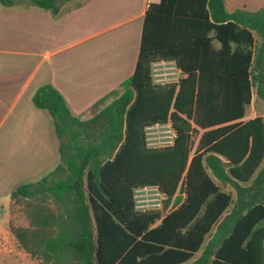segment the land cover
I'll use <instances>...</instances> for the list:
<instances>
[{
	"label": "trees",
	"instance_id": "16d2710c",
	"mask_svg": "<svg viewBox=\"0 0 264 264\" xmlns=\"http://www.w3.org/2000/svg\"><path fill=\"white\" fill-rule=\"evenodd\" d=\"M67 1L0 3L57 14ZM160 62L184 77L154 83ZM121 88L86 120L51 85L33 94L51 119L58 163L10 194L27 223L10 226L19 247L40 264H264V117L243 121L253 95L264 101V6L149 4ZM155 125L172 129L170 146L148 147ZM143 188L165 197L160 210H137Z\"/></svg>",
	"mask_w": 264,
	"mask_h": 264
},
{
	"label": "crops",
	"instance_id": "0c3cea01",
	"mask_svg": "<svg viewBox=\"0 0 264 264\" xmlns=\"http://www.w3.org/2000/svg\"><path fill=\"white\" fill-rule=\"evenodd\" d=\"M159 1L68 0L57 14L0 3V264H21L30 257L10 231V226H27L11 192L38 181L58 163L51 119L33 106V94L51 85L73 116L92 117L132 76L145 12ZM223 2L228 12L264 6V0ZM152 77L162 85L184 75L173 62H160L152 65ZM259 116L264 117V103L256 105L253 95L243 121Z\"/></svg>",
	"mask_w": 264,
	"mask_h": 264
},
{
	"label": "rangeland",
	"instance_id": "374dc122",
	"mask_svg": "<svg viewBox=\"0 0 264 264\" xmlns=\"http://www.w3.org/2000/svg\"><path fill=\"white\" fill-rule=\"evenodd\" d=\"M264 101H262V104ZM147 145L150 148H162L170 146L174 138V132L169 126H155L146 129ZM136 208L140 211L160 210L166 201L162 195L153 188L135 192ZM3 263V262H1ZM21 264H40L36 259L28 256L23 257ZM15 264V263H13Z\"/></svg>",
	"mask_w": 264,
	"mask_h": 264
},
{
	"label": "built area",
	"instance_id": "2783aa9c",
	"mask_svg": "<svg viewBox=\"0 0 264 264\" xmlns=\"http://www.w3.org/2000/svg\"><path fill=\"white\" fill-rule=\"evenodd\" d=\"M155 126H159V125H155ZM155 126H153V127H155ZM150 128H152V127H150ZM148 129V128H147ZM147 189H150V188H143V189H138V190H136L135 192H142L143 190H147ZM153 189H156V188H153ZM157 190V189H156ZM158 191V190H157ZM162 195V194H161ZM162 197L165 199V197L162 195Z\"/></svg>",
	"mask_w": 264,
	"mask_h": 264
},
{
	"label": "water",
	"instance_id": "95a60500",
	"mask_svg": "<svg viewBox=\"0 0 264 264\" xmlns=\"http://www.w3.org/2000/svg\"><path fill=\"white\" fill-rule=\"evenodd\" d=\"M262 98H263V100H264V91L262 92Z\"/></svg>",
	"mask_w": 264,
	"mask_h": 264
}]
</instances>
